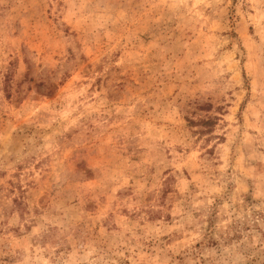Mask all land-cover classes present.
<instances>
[{"label": "rangeland", "instance_id": "rangeland-1", "mask_svg": "<svg viewBox=\"0 0 264 264\" xmlns=\"http://www.w3.org/2000/svg\"><path fill=\"white\" fill-rule=\"evenodd\" d=\"M0 264H264V0H0Z\"/></svg>", "mask_w": 264, "mask_h": 264}]
</instances>
